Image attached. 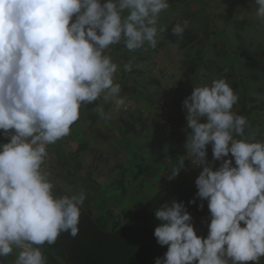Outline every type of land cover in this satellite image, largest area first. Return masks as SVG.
<instances>
[{"label":"clouds","instance_id":"obj_1","mask_svg":"<svg viewBox=\"0 0 264 264\" xmlns=\"http://www.w3.org/2000/svg\"><path fill=\"white\" fill-rule=\"evenodd\" d=\"M253 2L264 22V0ZM168 8L169 0H0V134L10 138L0 142V258L16 248L15 264H46L40 246L61 233L79 234L86 195H54L43 167L47 146L70 134L82 105L102 99L127 110L114 81L118 65L105 51L121 43L129 51L155 48ZM187 26L177 23L172 33L182 37ZM237 101L225 79L195 87L184 99L191 130L185 147L202 168L196 196L207 201L211 220L204 238L183 202L155 210L161 223L154 236L168 246L155 264H259L264 257V142L235 138L248 127L233 111ZM180 170L171 169L169 179Z\"/></svg>","mask_w":264,"mask_h":264},{"label":"rangeland","instance_id":"obj_2","mask_svg":"<svg viewBox=\"0 0 264 264\" xmlns=\"http://www.w3.org/2000/svg\"><path fill=\"white\" fill-rule=\"evenodd\" d=\"M255 7L253 0L169 2V8L160 14L157 23L155 48L146 44L129 51L122 43L110 46L105 55L118 65L114 81L121 85L120 96L129 106L127 110H117L113 102L102 99L93 102V109L81 106L79 119L71 126L70 134L47 146L48 157L43 167L54 185L53 193L61 189L71 196L83 190L86 198L81 207L86 210L95 196L93 193L98 191L87 178L97 180L108 174L111 178L107 183L120 189V193L113 198H100L107 202L101 200L106 209L114 211L120 202L116 199L122 198L124 186L130 182L129 172L142 164L137 163L141 153L151 156L154 162H167L173 156H178L181 162L189 159L185 145L190 132L182 125L186 119L183 101L195 87L210 86L217 79H225L238 96L233 111L247 118L245 136L264 142V110H253L248 116L245 109L264 101V76L253 79L256 71L264 69V22L256 17ZM174 20L182 23L186 20L187 28L198 33L195 44L180 47L166 40L165 30L159 29H166ZM186 57L202 64L192 78L184 80V91L179 92L176 86ZM254 61H259L260 67L251 66ZM126 64H131V71L125 70ZM126 85H135L141 92H126ZM98 108H103L107 118L101 117ZM9 139L0 134V142L7 143ZM82 144H85L84 150L79 148ZM207 153L212 163L211 145ZM228 158L231 154L225 159ZM78 161L82 169L76 168ZM220 163L216 161L214 167L218 168ZM19 251L14 248L9 256L0 258L2 264H15ZM41 251L47 262V253L44 249Z\"/></svg>","mask_w":264,"mask_h":264},{"label":"trees","instance_id":"obj_3","mask_svg":"<svg viewBox=\"0 0 264 264\" xmlns=\"http://www.w3.org/2000/svg\"><path fill=\"white\" fill-rule=\"evenodd\" d=\"M180 0H169L171 4H176ZM179 20L172 21L165 30L166 40L173 42L180 47L193 45L198 40V33L185 29L182 37L172 33V28ZM255 62V63H254ZM250 63L251 66L260 67L259 61ZM197 59L186 57L183 60L182 75L177 83L176 89L183 92V82L185 79L192 78L196 71L201 67ZM262 69V70H261ZM256 71L253 75L254 80H259L264 76V69ZM126 92H141L135 85H126ZM93 109L95 104L84 105ZM247 115L250 116L253 110H264V101L256 105L245 106ZM182 125L187 127L186 119ZM188 129V128H187ZM189 132L191 131L188 129ZM248 139V135L244 136ZM85 144L80 145V150H84ZM78 152V151H77ZM77 169H82L81 163L75 164ZM142 166L144 178L147 179L159 172L154 160L148 159ZM87 182L96 190L100 191V185L97 180L87 178ZM198 189L187 183L179 177L168 179L167 182L158 190V192L133 215L126 217L125 222L116 230L119 223L115 220L112 224L113 230H106L107 221L104 216L93 217V215L81 207V216L79 222V234L73 238L69 233H61L54 244H44L41 249L47 253L48 261L46 264H155V259L162 258L167 251L168 246H161L157 243L154 236L155 228L161 223L156 216L155 210L165 203L173 200L183 202L190 213H195L210 223L211 216L207 206V201L201 200L196 196ZM56 196L68 195L61 189H55ZM69 196V195H68ZM196 200L195 204L190 201ZM106 204V201L103 199ZM203 204V208L200 205ZM107 214L111 217L114 213L107 208ZM243 226V225H242ZM56 256H59L58 259ZM264 264V257L263 262Z\"/></svg>","mask_w":264,"mask_h":264},{"label":"crops","instance_id":"obj_4","mask_svg":"<svg viewBox=\"0 0 264 264\" xmlns=\"http://www.w3.org/2000/svg\"><path fill=\"white\" fill-rule=\"evenodd\" d=\"M151 158V156L141 153V157L137 163H144ZM155 165L159 168L158 174L152 175L147 179L144 178L142 166H139L135 171L132 170L129 172L128 176L129 178L131 177L130 182L126 183L124 186L125 192L122 195V198L120 200L118 198L116 199V201L118 200L120 202L117 208L114 211L112 210L114 213L113 217L107 214V209L100 196H103L106 199L108 196L113 198V195L120 193V189H116V187H113L112 184L110 185L109 182L107 183V180L110 181L111 175H100L101 179H97V182L100 185V191L93 193L95 196H92V199L89 201L88 209L86 208V210L95 218L104 216L107 221L106 230L108 231L113 230L112 224L115 220L119 223L118 226L114 228V230H116L125 222L126 217L133 215L136 211L141 209L158 192V190L169 179L171 169H181L177 177L195 187V181L202 171V168L197 167V164L191 159V157L189 159L184 158L181 162L178 156H173L172 159L167 162L155 161ZM133 177L134 179H132ZM191 215L193 217L192 223L198 236L207 238L209 231L208 225L210 223L195 213H191ZM262 262L263 257H261L259 264H262ZM247 264H255V262H247Z\"/></svg>","mask_w":264,"mask_h":264}]
</instances>
